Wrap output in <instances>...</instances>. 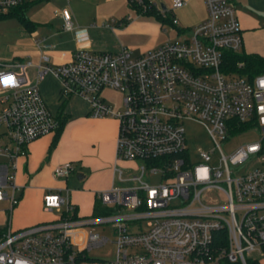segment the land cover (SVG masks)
Returning a JSON list of instances; mask_svg holds the SVG:
<instances>
[{
    "label": "built area",
    "instance_id": "1",
    "mask_svg": "<svg viewBox=\"0 0 264 264\" xmlns=\"http://www.w3.org/2000/svg\"><path fill=\"white\" fill-rule=\"evenodd\" d=\"M32 1L0 0V14ZM182 4L171 0L173 8ZM204 6V20L137 56L127 47H76L69 60L50 65L43 53L50 45L36 41V63L0 64V203L7 205L0 208V264H246L252 253L264 261V71L249 76L238 72L241 62L230 65L228 53L242 47L233 0H204ZM58 14L62 29L71 31L69 11ZM45 74L58 80L62 100L79 97L90 117L115 119V158L142 164L126 178L130 185L96 194L104 206L123 211L80 217L64 187L42 195L46 211L63 205L59 216L11 229L22 190L17 161L32 140L59 125L37 88ZM105 88L123 94L122 110H110L101 96ZM185 121L204 126L211 151L198 148L190 157ZM249 129L256 139L223 153L220 143ZM73 169L66 161L52 175L66 179ZM97 226L113 235L112 259L87 256L109 241Z\"/></svg>",
    "mask_w": 264,
    "mask_h": 264
},
{
    "label": "crops",
    "instance_id": "2",
    "mask_svg": "<svg viewBox=\"0 0 264 264\" xmlns=\"http://www.w3.org/2000/svg\"><path fill=\"white\" fill-rule=\"evenodd\" d=\"M144 1L155 9L158 18L138 10L133 0H64L62 4L65 2L66 6H58L60 9H54L53 12L61 21L60 31L62 32L65 30L62 29L63 22L58 12L64 8L70 12L73 29L65 32L70 37L72 47L60 53L54 52V45L49 41L53 31L52 24L33 23V27L27 31L36 50L26 52L24 57L15 56L14 59L36 63L40 53L36 41H39V46L50 45V48L43 52L48 57L50 65L69 60L71 51L76 47L93 51H116L120 47H127L133 56H137L175 40L181 31L188 30L204 20L206 16L204 0H183V4L177 8L172 7L171 0ZM233 3L241 29L240 53L264 57V0H233ZM171 19H174L176 23L173 24ZM103 23L108 26L103 27ZM165 25L171 28L173 33H167L164 29ZM37 28L42 32H34ZM162 29L165 34L162 33ZM79 36L82 38L77 42ZM33 55L36 58L35 61L30 59ZM29 72L33 74L30 69ZM43 92L40 97L49 112L56 117L62 114L66 116V119L56 137L53 131L32 140L27 145L26 157L18 159L15 182L21 186L22 190L19 202L12 212L24 210L38 212L37 208L44 212L41 206L42 201L40 202L37 197L34 202L28 194L32 190L35 194H39L43 191L60 190L66 187L69 191V199L77 213L76 204L71 199L72 190L68 188L69 180L73 188L77 185L84 187L82 191L88 193L91 211H93V201L97 199V193L111 187L131 184L126 180L129 176L123 175L126 170L118 166L125 160L115 158L117 121L108 117H90L89 106L85 100L83 109L74 107L76 97L66 100L59 98L61 99V106H59L58 102H54V97L49 96L47 91ZM66 161L72 162L73 172L66 179L53 177V167ZM45 214L42 220L35 218L32 221L39 223L56 218L46 212Z\"/></svg>",
    "mask_w": 264,
    "mask_h": 264
},
{
    "label": "rangeland",
    "instance_id": "3",
    "mask_svg": "<svg viewBox=\"0 0 264 264\" xmlns=\"http://www.w3.org/2000/svg\"><path fill=\"white\" fill-rule=\"evenodd\" d=\"M64 0H39L30 5L25 9V16L28 20L32 21L36 24H52L53 31L52 36L49 37V41L54 45V52H61L68 48L72 47V42L70 37L65 31H60L61 29V21L58 19L56 14L53 12L54 9L59 8L58 6H66L65 2L62 4ZM60 9V8H59ZM70 13V12H69ZM164 29L167 33H173V30L168 26H164ZM151 29H149L150 31ZM34 32H42L41 30L35 29ZM162 33L165 32L162 29ZM178 38V37H177ZM36 50L33 44V40L29 35L28 31L19 23V21L14 16H7L4 18H0V64L5 62H10L12 59L14 60L15 56L24 57L26 52H31ZM31 60L35 61V56L30 57ZM32 70V69H30ZM59 82L55 77L51 74H45L41 80L37 83V88L39 90L40 95L44 93L43 91H47L49 96L54 97V102H58V105L61 106V99H59ZM57 89V91L55 90ZM55 90V93H54ZM101 95L104 98V102L109 106L110 110L113 112H117L122 110V98L123 94L114 89L105 88L102 90ZM75 97V96H73ZM79 97H76V101H74V107L76 109H83L85 106V101ZM185 129V139H186V147L190 152V157L193 159L196 155V149H200L202 151H211L212 142L210 141L208 134L203 125L194 123L192 121L184 122ZM230 140L228 144L220 143L221 150L223 153L227 154L229 151L234 149L240 144H243L248 141H252L257 137V131L254 129L246 130L242 133H234L230 135ZM217 152V151H216ZM142 164L140 161H123L118 164L119 168L125 169L123 175L131 176L138 172L139 166ZM148 178L150 182L156 181V177L154 176H145V179ZM68 188L72 190L71 199L77 207L78 215H90L91 211V200L85 191H82L84 188L81 185H77V187L73 188L71 184V180L68 181ZM81 184V183H80ZM43 191L42 193H44ZM26 193V192H25ZM42 193L35 194L34 190L30 192L28 195L35 202L37 197L39 201H42L41 195ZM100 212L96 213V215H104V214H115L119 211H123L117 206L105 205L99 201ZM42 206V203H41ZM0 208H7V205L0 203ZM38 212L29 210V211H13L11 213L10 219V227L11 229H18L28 227L30 225L36 224L34 221L35 218L37 220H42L46 214H50L51 217H57L61 214L63 210V205L59 207V209H52L50 212L44 210L41 212L40 208H37ZM32 221L31 223H28ZM34 222V223H33ZM3 224V216L0 214V226ZM95 230L100 232L102 235H106L109 241L103 246L92 248L87 251V256L90 258H100V259H112L115 254V245L112 242L113 235L110 233L108 227L97 226ZM251 256H255L254 253L250 254Z\"/></svg>",
    "mask_w": 264,
    "mask_h": 264
},
{
    "label": "trees",
    "instance_id": "4",
    "mask_svg": "<svg viewBox=\"0 0 264 264\" xmlns=\"http://www.w3.org/2000/svg\"><path fill=\"white\" fill-rule=\"evenodd\" d=\"M36 1L38 0L32 1L27 4L20 5L16 8L9 10L8 12L4 14H0V18H4L7 16H14L26 30H30L33 27V22L26 18L25 9L29 7L30 5H32L33 3H35ZM133 3L136 4L134 6H136L138 10L146 14H152L156 18H158L157 15L155 14V9L151 5H149L147 2H145L144 0H141V3H136V2H133ZM227 56L229 57L228 59H229L230 65H232L231 67L235 68L237 62H241L243 64L244 68L238 71L241 74H247L251 76V75L264 71V57H261L258 55H246L240 52L239 53H228ZM57 119L59 120V125L57 129L55 130V137L58 135L59 131L61 130L62 125L66 119V116L59 114ZM98 202H99L98 199L95 198L93 201V206H92V210H93L92 214H96L100 212V206ZM221 235L222 234H218L219 238L222 239ZM245 262L246 264H264L263 260L260 261L256 256L253 257L251 255L245 258ZM221 264H240V263L223 261Z\"/></svg>",
    "mask_w": 264,
    "mask_h": 264
}]
</instances>
